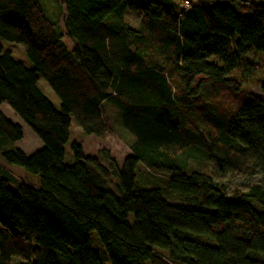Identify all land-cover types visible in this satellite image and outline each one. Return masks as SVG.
Masks as SVG:
<instances>
[{
	"label": "trees",
	"instance_id": "trees-1",
	"mask_svg": "<svg viewBox=\"0 0 264 264\" xmlns=\"http://www.w3.org/2000/svg\"><path fill=\"white\" fill-rule=\"evenodd\" d=\"M58 1L59 27L37 0H0V40L22 44L31 64L0 42V160L38 176L30 184L0 164V264H101L91 232L110 264H264V186L227 194L211 173L187 167L193 159L219 174L264 176V101L230 76L253 74L247 58L264 55V4L227 0L208 11L149 0L131 27L117 21L128 0ZM4 103L39 149L15 146L22 125ZM107 105L132 135L120 167L75 140L66 163L71 118L101 136L111 128ZM138 163L166 175L164 186L136 189Z\"/></svg>",
	"mask_w": 264,
	"mask_h": 264
},
{
	"label": "rangeland",
	"instance_id": "rangeland-1",
	"mask_svg": "<svg viewBox=\"0 0 264 264\" xmlns=\"http://www.w3.org/2000/svg\"><path fill=\"white\" fill-rule=\"evenodd\" d=\"M38 4L45 15V17L57 25L62 26V18L64 14V7L60 5L58 0H37ZM149 0H128V6L122 13V18L117 21L131 27H137L140 17V8L145 6ZM179 7L182 6L185 0H172ZM191 5H201L204 9L211 11L215 5H227V0H187ZM259 4H264V0H248ZM182 4V5H181ZM114 18V14L111 16ZM110 17V18H111ZM68 45L69 41L64 39ZM3 47V51H10L13 58L24 63L26 66H30L29 60L26 57L24 46L13 42H7L0 40ZM247 60L253 63L254 73L251 75H243L241 70L232 71V77L241 80V85L244 90L252 93L253 95L263 99L264 92L258 83V81L264 82V55L253 54L248 57ZM209 62L220 66V62L215 57H210ZM37 87L41 92L50 100L56 109L60 108V100L48 83L39 75L37 81ZM1 110L5 116L12 122H17L22 125V138L16 141L15 146L21 149L25 154L29 155L35 150L39 149L42 144L40 140L34 135V133L14 114L7 104L1 105ZM107 116L110 122V131L101 135H87L85 134L78 124L71 118V124L69 128V140L65 144V162L72 161V153L70 150V143L75 140L83 148L86 155L96 156L100 149L107 150L109 156L114 159L117 166L120 167L123 159L129 154L128 145L132 140V135L123 127L120 120V111L112 105L106 106ZM0 164L11 173L14 178L21 179L30 184H38V176L27 172L23 167L8 164L0 160ZM190 169H202L213 175V179L216 183L224 186L226 193L231 194L234 190L247 191L250 186L254 184H261L264 186V176L261 175H247L245 169H230L227 168L223 174L216 172L214 165L211 163H199L193 159L188 160L187 164ZM166 175L152 172L146 168L142 163H138L135 172V188H153L158 186H164ZM158 185V186H157ZM13 186V185H12ZM13 188V187H12ZM167 196L174 202L193 205L191 198H183L176 194H167ZM89 246L92 250L97 252L101 264H110L107 260L106 254L102 245L99 243L97 236L94 232L90 233ZM19 258H13L12 263H19Z\"/></svg>",
	"mask_w": 264,
	"mask_h": 264
},
{
	"label": "built area",
	"instance_id": "built-area-1",
	"mask_svg": "<svg viewBox=\"0 0 264 264\" xmlns=\"http://www.w3.org/2000/svg\"><path fill=\"white\" fill-rule=\"evenodd\" d=\"M183 7H187L189 5V2L187 0L183 1Z\"/></svg>",
	"mask_w": 264,
	"mask_h": 264
}]
</instances>
